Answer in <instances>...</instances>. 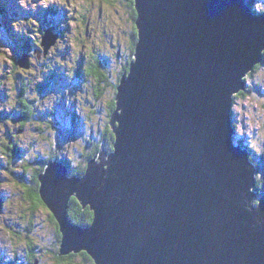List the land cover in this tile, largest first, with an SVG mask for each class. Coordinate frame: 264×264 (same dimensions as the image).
Listing matches in <instances>:
<instances>
[{"label": "water", "instance_id": "water-1", "mask_svg": "<svg viewBox=\"0 0 264 264\" xmlns=\"http://www.w3.org/2000/svg\"><path fill=\"white\" fill-rule=\"evenodd\" d=\"M134 1L138 41L110 119L112 150L102 146L80 176L59 158L39 176L59 255L264 264V194L233 121L235 95L264 59V12L247 0ZM72 197L94 211L90 226L70 221Z\"/></svg>", "mask_w": 264, "mask_h": 264}, {"label": "rangeland", "instance_id": "rangeland-1", "mask_svg": "<svg viewBox=\"0 0 264 264\" xmlns=\"http://www.w3.org/2000/svg\"><path fill=\"white\" fill-rule=\"evenodd\" d=\"M6 1L0 0V264H58L60 227L29 187L51 156L83 167L102 144L138 28L131 0ZM248 1L256 14L264 12V0ZM97 60L103 81L89 73ZM248 80L249 94L234 102V138L249 148L264 182V59ZM25 98L34 110L26 124L19 119ZM10 144L19 154L10 156ZM75 254L63 264H96Z\"/></svg>", "mask_w": 264, "mask_h": 264}, {"label": "trees", "instance_id": "trees-1", "mask_svg": "<svg viewBox=\"0 0 264 264\" xmlns=\"http://www.w3.org/2000/svg\"><path fill=\"white\" fill-rule=\"evenodd\" d=\"M250 6H252L253 8V3L252 1H248ZM131 7H132V16L133 18L136 20L137 19V13H136V6H135V1L134 0H131ZM135 33L137 34V32L135 31ZM138 41V36L137 35H133V38L131 40V48H132V53H133V56L132 58L130 59L128 65L125 66V71H128L129 68H130V63L132 62V60L134 59V56H135V48H136V43ZM20 58H17L16 59V64L18 63L19 65V60ZM261 63H259L258 65H256L255 69L253 71H251L247 76H246V81L248 83H250V80H248L249 78L253 77L255 75V73L260 69L261 67ZM100 67H102L101 65V62L100 60H97L96 63L94 64H91L90 65V68H89V73H93V74H96L98 75V81H103L105 79V74H102V72L100 71ZM124 74V73H123ZM246 85V89L240 91L238 94L235 95V101L236 99L239 97V96H246L247 94H249L248 91H250V87L249 85ZM252 84V83H251ZM22 107L24 109V112L22 110V115H20L21 118V121H23V123L26 124V121H29L30 119H32L33 115H34V110L33 108L31 107L29 101L25 98L22 102ZM113 110L115 109V104H114V107L112 108ZM112 116V115H111ZM23 118V119H22ZM236 122L234 121V128H235V131H236ZM114 141H115V133H114V130L112 129V126H111V123H109V125H107V128L104 132V141L102 142V144L104 143L103 146H105V148L107 150H112L113 148V144H114ZM241 141V145L244 146L246 148V145H243V141ZM102 144H96L95 145V150H93L92 152H90L88 155H87V159L89 160L90 158L96 156L101 148H102ZM9 153H10V156L12 155H16V154H19V148L17 149L16 147H13L12 144H10V147H9ZM251 160L252 162L255 164L256 161L253 157H251ZM51 159H58L57 155H53L51 156L48 160H46V164L44 163L40 168H38L36 170V177H35V181H34V185L31 187H29V192L32 194V199H33V202L35 204H38V205H41V206H46V204L43 202V200L41 199V196H40V192H39V189H40V179H39V176L40 174L42 173V171H44L46 165L48 164V162L51 160ZM263 159V158H262ZM87 160V161H88ZM264 160V159H263ZM64 161L69 169H70V174H77V175H82L85 170H86V167H87V164L83 167L81 166H77V167H73L72 164L68 163L66 160H62ZM23 175V174H22ZM21 175V176H22ZM22 177H25L24 175ZM256 179H257V183L255 186V189L257 190L258 194L259 195H262L264 194V182L262 179L259 178V175L257 174L256 175ZM68 216H69V219L70 221L73 223V224H79L83 227H88L92 224L93 222V219H94V211L89 207H84L79 201L77 198L75 197H72L70 202H69V209H68ZM52 218L53 220H57L54 216V214L52 213ZM57 225L59 226V224L57 223ZM30 228V231L32 230L30 226H28ZM34 227V225H33ZM58 228V227H57ZM58 236L59 238H61V234L60 232L58 231ZM37 245V244H36ZM29 246L31 249H34L36 248L35 244H34V241H31L29 243ZM55 258H56V261L58 262V264H63L65 260H69V259H72L74 256H76L75 253H71L70 255H59V252L55 253ZM82 255L86 256L89 261H93L92 257L87 253V252H81ZM31 255L33 256V260H34V256H35V253L32 252ZM32 256H30V258H32ZM94 262V261H93ZM69 264V263H67Z\"/></svg>", "mask_w": 264, "mask_h": 264}, {"label": "bare ground", "instance_id": "bare-ground-1", "mask_svg": "<svg viewBox=\"0 0 264 264\" xmlns=\"http://www.w3.org/2000/svg\"><path fill=\"white\" fill-rule=\"evenodd\" d=\"M136 9V8H135ZM51 29V28H50ZM57 33V32H56ZM46 34V33H45ZM44 37V36H43ZM47 39V38H46ZM57 39V38H56ZM44 41V40H43ZM54 45V44H53ZM43 46V45H42ZM27 59V58H26ZM24 60V59H23ZM30 61V60H29ZM18 64V63H17ZM249 149V148H248ZM251 159V158H250ZM72 176V175H71ZM79 176V175H78ZM257 186V185H256ZM16 214V213H15Z\"/></svg>", "mask_w": 264, "mask_h": 264}, {"label": "clouds", "instance_id": "clouds-1", "mask_svg": "<svg viewBox=\"0 0 264 264\" xmlns=\"http://www.w3.org/2000/svg\"><path fill=\"white\" fill-rule=\"evenodd\" d=\"M22 2H23V0H22ZM263 195V194H262ZM261 196V195H260Z\"/></svg>", "mask_w": 264, "mask_h": 264}]
</instances>
